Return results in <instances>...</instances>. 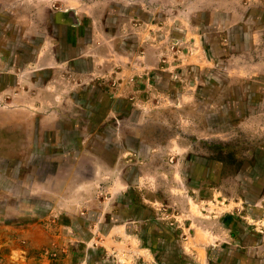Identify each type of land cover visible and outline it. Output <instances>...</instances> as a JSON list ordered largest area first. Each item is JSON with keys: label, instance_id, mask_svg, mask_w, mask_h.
Returning a JSON list of instances; mask_svg holds the SVG:
<instances>
[{"label": "rangeland", "instance_id": "1", "mask_svg": "<svg viewBox=\"0 0 264 264\" xmlns=\"http://www.w3.org/2000/svg\"><path fill=\"white\" fill-rule=\"evenodd\" d=\"M0 264H264V0H0Z\"/></svg>", "mask_w": 264, "mask_h": 264}, {"label": "crops", "instance_id": "2", "mask_svg": "<svg viewBox=\"0 0 264 264\" xmlns=\"http://www.w3.org/2000/svg\"><path fill=\"white\" fill-rule=\"evenodd\" d=\"M110 231V230H109Z\"/></svg>", "mask_w": 264, "mask_h": 264}]
</instances>
